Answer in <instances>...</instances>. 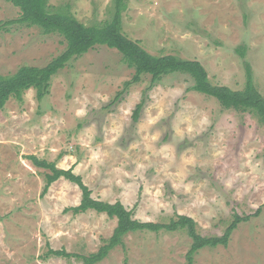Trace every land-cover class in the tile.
<instances>
[{
    "label": "rangeland",
    "instance_id": "rangeland-1",
    "mask_svg": "<svg viewBox=\"0 0 264 264\" xmlns=\"http://www.w3.org/2000/svg\"><path fill=\"white\" fill-rule=\"evenodd\" d=\"M68 5L85 26L110 18L112 0H49ZM122 32L154 56L198 61L213 85L241 90L244 63L264 98V0H126ZM20 12L0 0V25ZM66 45L58 34L4 25L0 75L22 66L44 67ZM237 49H243L241 57ZM115 49L96 45L51 80L49 95L34 89L0 109V264H82L48 249L88 255L108 239L116 220L92 210L64 212L81 199L79 188L54 182L28 156L73 168L96 200L122 203L136 220L168 223L192 218L197 232L220 236L234 215L240 222L226 247L205 248L193 264H264V124L224 110L191 90L174 73L151 85ZM139 118L132 119L137 104ZM185 232L128 233L97 264H185Z\"/></svg>",
    "mask_w": 264,
    "mask_h": 264
},
{
    "label": "trees",
    "instance_id": "trees-1",
    "mask_svg": "<svg viewBox=\"0 0 264 264\" xmlns=\"http://www.w3.org/2000/svg\"><path fill=\"white\" fill-rule=\"evenodd\" d=\"M17 8L20 12L15 20L0 25H20L28 28H39L44 34H58L65 42L64 51L52 59L44 67L22 66L14 74L0 75V109L11 98L21 100L25 91L34 89L36 97L40 101L49 95L52 78L63 69L71 60L87 53L96 45L107 46L117 50L126 60L127 66L134 70L130 81L124 83L125 87L131 83H138L142 76L151 77V85L162 77L180 73L189 76L193 80L191 90L215 99L224 110H233L240 113H248L257 121L264 124V98L256 89L253 82L252 69L248 63H244L245 84L241 90H232L226 86L213 85L204 67L193 60L181 59L174 55L154 56L145 51L137 42L129 40L122 32V15L127 9L126 0H112L111 16L99 25L85 26L70 12L68 5L52 8L49 0H4ZM241 57H244L243 49H237ZM142 102L137 104L132 119L136 122L139 118ZM28 159L39 168L49 170L45 175V186L42 195H45L49 187L59 179H64L76 185L81 191V199L78 205L64 209V212H72L74 215L92 210L99 214H105L110 219L116 220V226L112 235L104 240L99 249L86 256L68 253L64 249H48L46 255L62 258L74 257L81 260L82 264H97L104 260L109 252L118 245H122V239L128 233L152 232L175 233L183 231L191 240L190 247L185 255V264H193L194 256L202 249L226 247L233 231L240 222L247 221L248 216L234 215V219L226 227L220 236L206 237L196 230L194 220L185 215H177L168 223L142 222L134 218L131 210L122 203L116 201L108 203L91 197V191L83 183L82 178L73 172V168L59 169L54 163L38 160L34 156Z\"/></svg>",
    "mask_w": 264,
    "mask_h": 264
}]
</instances>
